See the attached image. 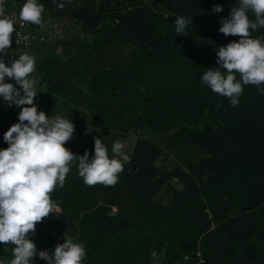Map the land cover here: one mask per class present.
Returning <instances> with one entry per match:
<instances>
[{
    "label": "trees",
    "instance_id": "obj_1",
    "mask_svg": "<svg viewBox=\"0 0 264 264\" xmlns=\"http://www.w3.org/2000/svg\"><path fill=\"white\" fill-rule=\"evenodd\" d=\"M161 1L164 13L135 0H38L79 25L78 54L57 57L42 47L47 56L37 60L43 86L38 111L59 115L55 101L72 102L65 118L75 132L66 148L77 155L87 150L74 117L75 105L87 101L103 127H118L119 132L104 129L105 140L141 128L170 130L169 147L195 148L198 154L185 157L182 165L175 159L178 165L167 164L158 142L122 136L131 159L118 183L87 186L79 174L68 175L51 194L59 211L36 229L72 231L74 242L85 245L83 264H149L151 258L157 264H189L197 248L203 264H264V95L245 85L233 107L201 82L208 68L218 67L216 50L239 40L219 32L220 20L237 0ZM25 2L18 4L19 12ZM217 4L223 11L214 13ZM178 16L192 19L186 35L175 31ZM252 36H264V28ZM82 37L92 39L86 43ZM122 43L130 47L125 67L92 63ZM11 109L0 115L7 127L19 122L21 108ZM162 189L166 201L156 197ZM13 247L0 243L5 264L14 258Z\"/></svg>",
    "mask_w": 264,
    "mask_h": 264
},
{
    "label": "clouds",
    "instance_id": "obj_2",
    "mask_svg": "<svg viewBox=\"0 0 264 264\" xmlns=\"http://www.w3.org/2000/svg\"><path fill=\"white\" fill-rule=\"evenodd\" d=\"M4 4L5 0H0V98L9 106L20 107L21 111L19 122L4 133L8 147L0 149V243L14 245V258L9 264H33L37 254L47 264H83L87 255L83 242L64 238V243L56 244L50 254L47 250L38 252L29 236L35 234L37 223L57 211L51 194L57 187L64 186L74 160H78L79 175L87 186H115L131 158L120 141L113 143L110 156L102 139L94 137L91 159L88 150L77 155L65 147L73 137L75 124L63 116H48L38 111L34 99L39 91L33 77L36 58L22 54L12 60L10 66L5 63L12 34L16 33V19L6 14ZM58 7L63 9L64 3ZM44 11V5L38 0H26L19 19L42 26ZM212 11L219 13L223 8L217 4ZM190 24L192 19L178 16L175 31L186 35ZM220 24L219 32L238 36L239 40L216 50L218 67L208 68L201 82L214 93L229 98L236 107L245 85L257 86L264 95V88L260 87L264 84V36H252V32L264 28V0H237V6L231 8L230 15L222 18ZM6 78L14 80L15 84L6 83ZM0 264L5 262L0 260Z\"/></svg>",
    "mask_w": 264,
    "mask_h": 264
},
{
    "label": "rangeland",
    "instance_id": "obj_3",
    "mask_svg": "<svg viewBox=\"0 0 264 264\" xmlns=\"http://www.w3.org/2000/svg\"><path fill=\"white\" fill-rule=\"evenodd\" d=\"M22 1L23 0H20L19 2L22 3ZM96 1H100V0H96ZM135 1L136 4H143L160 12L163 13L165 12L164 3L161 0H135ZM123 10L124 9H120V12H123ZM52 12L53 10L45 9V11L42 13L43 25L46 27V30L48 31L49 41L46 45L40 47L37 46V49L35 51H38L39 49L40 52H36V53L33 52L34 54L33 56L36 58V69L35 72L33 73V77L37 81L36 87L39 91L34 99L35 104H39L40 97H38V95L42 91V87H43V86L40 87L38 85L40 82L39 80L40 73L37 72V60L40 59L41 57L45 58L47 56L44 53L42 47H46V49L50 47L51 51L57 52V57H62L68 51H72L73 54L79 53L78 50L74 49V46L77 45V42L75 40H77V36L80 35V31L78 29L79 25L77 21L68 15H54ZM84 39L85 38L82 37V40ZM91 39L92 37H90L89 39H85L86 43H89ZM111 48H112L111 53H106L107 55H109L108 57H105L104 59L101 60L95 59V63L93 62V60H91L92 63L98 68L108 67L114 64L119 65L120 67H125L128 61V56L130 54L129 45L124 43L115 44ZM85 49L88 50V47H85ZM21 94L23 93L21 92ZM71 103L72 102L69 101L66 97H61L59 101H55V108L57 113L60 116H63L64 118L67 117L69 115V112L71 111V110L67 111V109L71 106ZM87 104H88L87 101H85L84 104L83 103L77 104L78 106L75 105L74 109H76V112L74 113V117L77 124L76 131L78 132L79 137H81L84 140V145L86 149L92 154H94V137L102 139V142L107 146L109 154L112 155L111 148L113 143L116 141H121L122 136L129 138L144 136L150 138L154 142H158L164 149V152L167 154L165 160V163L167 164L173 163V165H178L177 163H179L182 165L183 164L182 160L185 157L198 154V150L195 148L186 150L180 145H174L172 147H169L167 144L166 137H168V135L171 133L170 130L161 132L158 130H149L146 128H141L138 129L137 131L129 130L127 133L121 136L120 134L116 133L115 135L109 136L110 138L109 140H105L104 137L100 135V133L104 129H106L108 132H119L118 127L117 125L114 124H108L107 128L103 127V125L100 124L98 119L92 116L91 112L86 108ZM12 106H9L8 104L5 105L2 108L1 114L4 115L9 114L8 112L10 111ZM82 111H85L86 115L80 114V112ZM3 120L4 118L0 117V149H5L8 147V144L4 141L3 137H4V133L12 126L10 125V127H7V125L3 123ZM124 146L127 147L126 145ZM169 149H172L174 152H171ZM174 159L176 160L177 163L173 162ZM70 174H79L78 160L72 162L70 172L67 174V176ZM166 196L167 194L163 189L160 190L159 193L156 195L157 199L163 201H166L167 198ZM58 211H59V207L57 209V212ZM59 230L61 231V233L64 235L65 238L70 237L74 240L75 236H73L74 234L72 233V231H65L62 228H60ZM44 234H45L44 230L39 231L38 229H36L35 234L34 235L30 234L29 236V239H31L35 243L38 252L44 251L45 249L46 242L44 240ZM39 262H41V259L37 254V256L33 258V264H37ZM41 264L43 263L41 262ZM149 264H157V263L154 258H151Z\"/></svg>",
    "mask_w": 264,
    "mask_h": 264
},
{
    "label": "built area",
    "instance_id": "obj_4",
    "mask_svg": "<svg viewBox=\"0 0 264 264\" xmlns=\"http://www.w3.org/2000/svg\"><path fill=\"white\" fill-rule=\"evenodd\" d=\"M19 1L20 0H5L4 4L6 14L13 15L16 19L14 27L17 34L15 32L12 34L11 47L8 50V54L4 56L5 63L9 64V66L12 60L19 58V56L22 54H29L33 56V52L35 53L37 46L40 47L46 45L49 41L48 31L43 24L42 26H37L20 21L19 9L17 8L18 4L20 3ZM16 38L19 40L18 44H16ZM5 82L15 84L14 80H8L7 78ZM5 105H7V102L0 98V115L2 108ZM64 238V235L59 229L46 230L44 234V240L46 242L44 250H47L51 254L54 251L56 244L64 243ZM195 257L196 259L189 264H203L204 258L199 248L196 249ZM184 259L187 260L188 257L184 256ZM41 262L43 264H47L45 260L41 259Z\"/></svg>",
    "mask_w": 264,
    "mask_h": 264
}]
</instances>
